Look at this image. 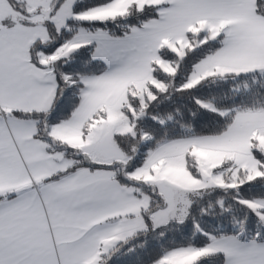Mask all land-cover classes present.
I'll use <instances>...</instances> for the list:
<instances>
[{"label": "snow or ice", "instance_id": "1", "mask_svg": "<svg viewBox=\"0 0 264 264\" xmlns=\"http://www.w3.org/2000/svg\"><path fill=\"white\" fill-rule=\"evenodd\" d=\"M0 264H264V0H0Z\"/></svg>", "mask_w": 264, "mask_h": 264}]
</instances>
